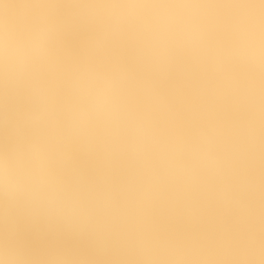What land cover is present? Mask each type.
Segmentation results:
<instances>
[{
	"label": "snow or ice",
	"instance_id": "snow-or-ice-1",
	"mask_svg": "<svg viewBox=\"0 0 264 264\" xmlns=\"http://www.w3.org/2000/svg\"><path fill=\"white\" fill-rule=\"evenodd\" d=\"M0 29V151L92 217L90 251L28 264H264V0H0Z\"/></svg>",
	"mask_w": 264,
	"mask_h": 264
},
{
	"label": "clouds",
	"instance_id": "clouds-1",
	"mask_svg": "<svg viewBox=\"0 0 264 264\" xmlns=\"http://www.w3.org/2000/svg\"><path fill=\"white\" fill-rule=\"evenodd\" d=\"M26 71L25 53L0 29V77L15 82ZM92 106L103 111L106 101L97 97ZM0 201L20 203L23 211L5 222L0 220V264H28L40 259L78 258L81 250L64 247L30 248L15 233L14 224L23 219L30 225H43L53 236L70 232L91 243L83 225L92 217L90 209L55 182L42 163L38 147L18 146L11 129L7 144L0 151Z\"/></svg>",
	"mask_w": 264,
	"mask_h": 264
},
{
	"label": "rangeland",
	"instance_id": "rangeland-1",
	"mask_svg": "<svg viewBox=\"0 0 264 264\" xmlns=\"http://www.w3.org/2000/svg\"><path fill=\"white\" fill-rule=\"evenodd\" d=\"M70 40L73 45H79L86 40V36L83 34L75 35ZM14 228L16 235L35 250L64 247L79 249L84 252L90 251V242L87 239L79 238L70 232H62L53 236L44 229L43 225H30L23 219H17Z\"/></svg>",
	"mask_w": 264,
	"mask_h": 264
}]
</instances>
